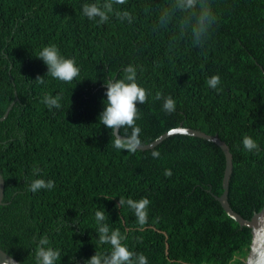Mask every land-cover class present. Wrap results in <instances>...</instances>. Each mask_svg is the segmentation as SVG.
I'll list each match as a JSON object with an SVG mask.
<instances>
[{"label":"trees","instance_id":"1","mask_svg":"<svg viewBox=\"0 0 264 264\" xmlns=\"http://www.w3.org/2000/svg\"><path fill=\"white\" fill-rule=\"evenodd\" d=\"M86 2L97 0H0V118L15 100L0 120V248L36 264L37 240L46 237L60 252L56 264H84L110 250L98 241L99 210L149 264H243L251 229L214 196L223 192L222 148L173 133L153 148L118 150L98 116L104 80L134 65L137 82L149 90L147 103L138 105L141 144L179 125L218 134L233 154L230 204L251 218L264 206V0H210L216 23L203 46L181 36L175 21L154 30L171 0H127L114 7L129 11L132 23L113 15L103 24L84 16ZM50 44L81 68L73 82L46 76L36 56ZM217 74L222 92L206 85ZM156 92L175 100L173 113ZM46 94L61 96V108L49 110L41 102ZM245 135L259 151L244 149ZM34 167L55 187L29 191ZM142 197L151 204L141 227L130 208L117 204Z\"/></svg>","mask_w":264,"mask_h":264},{"label":"clouds","instance_id":"2","mask_svg":"<svg viewBox=\"0 0 264 264\" xmlns=\"http://www.w3.org/2000/svg\"><path fill=\"white\" fill-rule=\"evenodd\" d=\"M127 0H97V2L84 3L82 12L89 20H97L98 23H106L111 16H115L120 22L127 21L132 23V14L127 10H119L114 5H125ZM179 13V15H177ZM175 21L178 32L181 36L187 35L193 45L203 46L210 38L213 25L216 23V15L213 12L210 0H171V3L162 8L154 25L156 28H166ZM36 58L43 61L47 66L46 76L64 83H71L81 74V68L74 58H69L61 54L55 44L44 46L39 51ZM45 76H37L35 81L43 85ZM206 85L222 92L220 87L221 78L212 75L206 80ZM106 89L104 101L105 107L99 113V123L110 129L112 137L111 143L118 150H126L135 153L141 141L139 135L140 127L137 120L140 118V108L138 105L147 103L149 90L137 82V68L129 64L123 69V75L120 78H108L104 80ZM62 97L46 94L41 102L49 110L61 108ZM156 100H163V110L169 114L176 109V102L171 96H164L161 92L155 93ZM131 129V132L127 130ZM121 130H125L121 134ZM244 149L249 152L259 151L260 145L251 136L245 135L242 138ZM154 159L160 157L159 151H153ZM41 169L33 168L32 179L27 180V189L33 193L41 189L51 190L55 187L53 180H45L40 175ZM164 174L171 176L170 169H166ZM151 200L148 197H142L138 200L120 198L117 207L127 206L136 217V223L144 226L148 222V209ZM95 219L98 224V241L101 245H110V250L105 253L95 252L90 258L84 261V264H149L147 256L142 252L138 253L130 249L125 243L127 236L122 234L120 229H112L104 223L105 214L103 211L95 212ZM34 239H36L34 237ZM60 258L59 250L50 245L46 237H40L37 240L35 249L36 264H56Z\"/></svg>","mask_w":264,"mask_h":264},{"label":"water","instance_id":"3","mask_svg":"<svg viewBox=\"0 0 264 264\" xmlns=\"http://www.w3.org/2000/svg\"><path fill=\"white\" fill-rule=\"evenodd\" d=\"M14 103L15 100L12 101L11 104L8 106L6 112L0 118V120H3L8 116L9 111L11 110ZM173 133H185V134L201 137L204 139H208L215 142L222 148L226 157V166L222 181L223 192L220 195H214V196L220 201L226 212L231 217L236 219L241 226H248L251 229L252 240L248 254L243 264H264V206L260 211L255 212L251 216V218H245L241 213L236 211L231 206L228 194H229L230 179L233 172V154L227 142L223 140L218 134H210L200 129L179 125L162 133L151 142L146 144H141L138 149L145 150V149L153 148L155 145L159 144L166 137L170 136ZM4 191H5V180L0 172V203H2L3 201ZM0 264H24V263L19 261L12 255L8 254L7 252H5L2 248H0Z\"/></svg>","mask_w":264,"mask_h":264}]
</instances>
